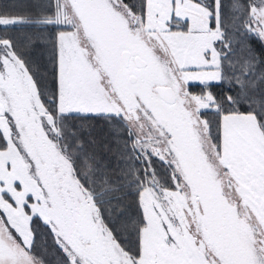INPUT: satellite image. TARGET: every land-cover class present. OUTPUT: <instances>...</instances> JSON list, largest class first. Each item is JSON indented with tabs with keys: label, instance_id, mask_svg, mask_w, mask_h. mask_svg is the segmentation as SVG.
I'll return each instance as SVG.
<instances>
[{
	"label": "snow or ice",
	"instance_id": "1",
	"mask_svg": "<svg viewBox=\"0 0 264 264\" xmlns=\"http://www.w3.org/2000/svg\"><path fill=\"white\" fill-rule=\"evenodd\" d=\"M41 225L58 264H264V0L0 9V264Z\"/></svg>",
	"mask_w": 264,
	"mask_h": 264
},
{
	"label": "trees",
	"instance_id": "2",
	"mask_svg": "<svg viewBox=\"0 0 264 264\" xmlns=\"http://www.w3.org/2000/svg\"><path fill=\"white\" fill-rule=\"evenodd\" d=\"M35 2H37V0H0V9H12L13 6ZM193 90L199 91L198 88H194ZM206 118L209 120H213L214 116L209 114ZM92 136L95 137L96 142L92 144L91 147L98 153V155L105 161V163H110L112 167H115L117 164L123 165L125 163H129L126 158H120L119 153L115 151H109L106 147V145H111L113 149L116 147L115 143L112 141L109 135V129L106 126L102 124L95 125L92 131ZM160 171L163 173L164 169L161 168ZM124 203L128 208V216H130L134 221L137 209L133 203V198L129 196L128 199L124 201ZM121 238L127 240L129 243H133L135 241V236L131 235V225H129L128 231L122 234ZM33 254L37 259L41 260L43 264H58L59 253L54 249L52 241L42 225L40 226V230L36 234V244Z\"/></svg>",
	"mask_w": 264,
	"mask_h": 264
}]
</instances>
